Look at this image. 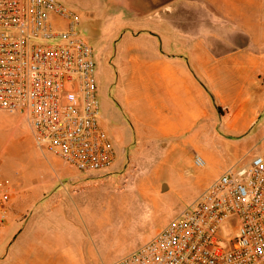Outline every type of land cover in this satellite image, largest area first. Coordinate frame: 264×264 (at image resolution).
Segmentation results:
<instances>
[{
	"label": "crops",
	"instance_id": "obj_1",
	"mask_svg": "<svg viewBox=\"0 0 264 264\" xmlns=\"http://www.w3.org/2000/svg\"><path fill=\"white\" fill-rule=\"evenodd\" d=\"M98 6L99 15L94 6L86 10L92 15L81 16L85 30L96 27L89 39L93 48L100 45L96 55L113 65L131 63L144 103L130 106L113 90L111 106L101 111L116 154L133 138L171 142L167 151L176 156L191 147L212 161L253 147L251 156L264 154V0H101ZM97 78L101 98L107 82L98 67ZM6 114L0 111L7 126L20 125ZM39 150L35 165L6 176L0 168V180L16 190L0 225V264H100L102 251L120 255L106 230L93 240L81 227L100 222L103 205L92 198L103 194L101 173L69 165L44 173L38 159L49 161L48 152Z\"/></svg>",
	"mask_w": 264,
	"mask_h": 264
},
{
	"label": "built area",
	"instance_id": "obj_2",
	"mask_svg": "<svg viewBox=\"0 0 264 264\" xmlns=\"http://www.w3.org/2000/svg\"><path fill=\"white\" fill-rule=\"evenodd\" d=\"M62 0H0V111L80 171L115 160L101 123L96 52ZM193 164H205L195 154ZM0 180V225L15 193ZM105 264H264V154L226 167L146 241Z\"/></svg>",
	"mask_w": 264,
	"mask_h": 264
},
{
	"label": "rangeland",
	"instance_id": "obj_3",
	"mask_svg": "<svg viewBox=\"0 0 264 264\" xmlns=\"http://www.w3.org/2000/svg\"><path fill=\"white\" fill-rule=\"evenodd\" d=\"M62 1L76 9L80 16H83L84 12L92 15V12L86 10L95 11L94 6H96V15L101 13V7L98 6L101 0ZM79 28L88 40L96 36V27L90 26L89 31L85 30L83 19ZM111 43L113 44V42ZM99 47L100 45L95 43L94 48L98 49ZM100 54L99 52L97 54V67L101 69L102 79L107 82L106 93H103L101 98L99 97L101 111L104 107L111 106L108 100H110L113 90L119 93L123 103L127 101L130 106L137 104L142 108L144 103L140 101L142 99L141 88L134 84L130 69L131 63L116 62L115 66L110 61L100 60ZM142 111L144 112L143 109ZM6 116L14 118V121L19 122L20 125L13 129L7 126L4 122L5 118L0 116V168L4 169L3 176H6L5 173L12 168H22L24 164L35 165L34 149L35 151L39 150L35 146L23 118L18 114H6ZM171 145L172 143L168 141H151L148 138L141 140L133 138L125 145H121L114 162L104 170L95 171L101 173L98 179L103 182L102 188L99 190L103 194L92 198L93 204L103 205L96 212L100 216V222L99 224L95 222L94 225L83 224L82 230L90 232L93 240H97L100 229L106 230L108 239L113 242L111 244H115L122 253L129 251L163 227L176 211L197 197L207 184L226 167L247 162L254 149L253 147L250 151L239 152L233 158L225 161L205 159V164L198 167L193 164V157L196 154L193 148L188 147L182 156H176L175 151H167L171 149ZM46 154L49 161L38 159L44 173H47L50 166L67 165L59 157L50 153ZM12 176L15 177V174ZM163 185L165 186L163 187ZM104 193H107V196ZM141 193L148 197L143 198ZM128 195L136 199L134 208L137 211L135 215L128 218V226L122 228V231L118 229L119 232H117L115 229L119 226L116 219L113 220V218H117V210L114 211L113 204L115 200ZM152 200L155 202V207L149 203ZM102 254V261H100L102 263L99 262L100 264L109 263L118 257V254L114 255V252L111 253V251L108 254L102 251ZM97 261L88 260L85 264H96Z\"/></svg>",
	"mask_w": 264,
	"mask_h": 264
},
{
	"label": "bare ground",
	"instance_id": "obj_4",
	"mask_svg": "<svg viewBox=\"0 0 264 264\" xmlns=\"http://www.w3.org/2000/svg\"><path fill=\"white\" fill-rule=\"evenodd\" d=\"M163 186H165V185H163ZM130 195H128L127 197H123L122 199L114 201L113 208H114V211L117 210V218L115 217V218H113V220L116 219L115 221L117 222V225L119 226L118 228L115 229V231H117V232H119L118 229H121V231H122V228H124L127 225L128 218L135 215V212L137 211L134 208L135 204H136V199H134ZM140 195L143 198L148 197L143 193H141ZM149 203H152V205L155 207V202L153 200ZM113 214L115 215V213H113Z\"/></svg>",
	"mask_w": 264,
	"mask_h": 264
},
{
	"label": "water",
	"instance_id": "obj_5",
	"mask_svg": "<svg viewBox=\"0 0 264 264\" xmlns=\"http://www.w3.org/2000/svg\"><path fill=\"white\" fill-rule=\"evenodd\" d=\"M164 187V186H163Z\"/></svg>",
	"mask_w": 264,
	"mask_h": 264
}]
</instances>
